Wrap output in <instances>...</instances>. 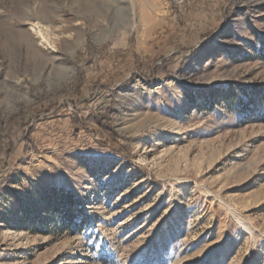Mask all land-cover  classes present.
<instances>
[{"label": "rangeland", "instance_id": "obj_1", "mask_svg": "<svg viewBox=\"0 0 264 264\" xmlns=\"http://www.w3.org/2000/svg\"><path fill=\"white\" fill-rule=\"evenodd\" d=\"M0 264H264V0H0Z\"/></svg>", "mask_w": 264, "mask_h": 264}, {"label": "bare ground", "instance_id": "obj_2", "mask_svg": "<svg viewBox=\"0 0 264 264\" xmlns=\"http://www.w3.org/2000/svg\"><path fill=\"white\" fill-rule=\"evenodd\" d=\"M73 75V71H71L70 73H68L63 80H61L63 83L67 82Z\"/></svg>", "mask_w": 264, "mask_h": 264}]
</instances>
